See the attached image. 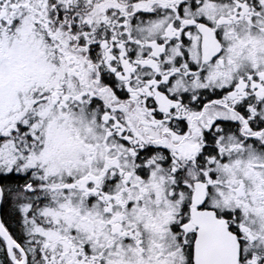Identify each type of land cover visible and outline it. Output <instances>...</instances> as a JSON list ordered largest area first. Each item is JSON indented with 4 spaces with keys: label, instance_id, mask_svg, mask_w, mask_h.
Returning a JSON list of instances; mask_svg holds the SVG:
<instances>
[{
    "label": "snow or ice",
    "instance_id": "snow-or-ice-1",
    "mask_svg": "<svg viewBox=\"0 0 264 264\" xmlns=\"http://www.w3.org/2000/svg\"><path fill=\"white\" fill-rule=\"evenodd\" d=\"M0 264H264V0H0Z\"/></svg>",
    "mask_w": 264,
    "mask_h": 264
}]
</instances>
